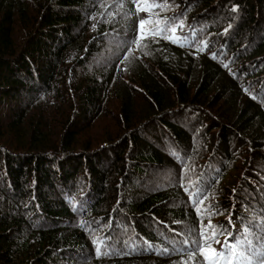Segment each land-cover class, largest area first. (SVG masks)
I'll list each match as a JSON object with an SVG mask.
<instances>
[{
	"label": "trees",
	"instance_id": "16d2710c",
	"mask_svg": "<svg viewBox=\"0 0 264 264\" xmlns=\"http://www.w3.org/2000/svg\"><path fill=\"white\" fill-rule=\"evenodd\" d=\"M198 244L264 251V0H0V264Z\"/></svg>",
	"mask_w": 264,
	"mask_h": 264
},
{
	"label": "snow or ice",
	"instance_id": "6c2138e0",
	"mask_svg": "<svg viewBox=\"0 0 264 264\" xmlns=\"http://www.w3.org/2000/svg\"><path fill=\"white\" fill-rule=\"evenodd\" d=\"M145 22L144 21H140V24L143 25ZM175 38V37H173ZM139 39V37L137 38ZM129 52L132 51L131 48L128 49ZM204 233H201V238H203ZM215 236L216 233L212 234L211 239L214 241L215 240ZM197 247L199 248V251L201 253V255H203L205 257V259H209L210 258V264H217V257L221 256V253L217 252L215 249L212 248H206V247H199V244L197 245ZM227 247L229 248H234V245H227ZM255 249H253L252 253H250V255H254L255 254ZM240 256H244L245 254L243 252L237 253ZM233 259H235V256H233ZM225 264H229V261L227 260V258H225ZM247 264H253V261L251 258H248ZM256 264H264V251H260L259 255L257 256V260H256Z\"/></svg>",
	"mask_w": 264,
	"mask_h": 264
}]
</instances>
